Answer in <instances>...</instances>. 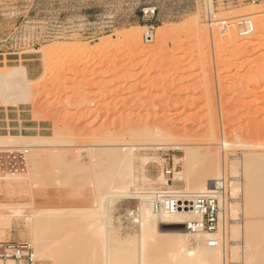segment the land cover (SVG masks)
Listing matches in <instances>:
<instances>
[{"label":"rangeland","instance_id":"obj_1","mask_svg":"<svg viewBox=\"0 0 264 264\" xmlns=\"http://www.w3.org/2000/svg\"><path fill=\"white\" fill-rule=\"evenodd\" d=\"M243 20L254 23L250 35L240 34ZM19 66L26 100L16 105L0 91V108L11 110L10 124L0 121V142L13 137L19 145L0 148V241L28 242L36 254L32 222L44 210L43 238L60 253L62 218L71 225V216H82L72 226L86 233L84 217L108 190L110 173L122 169L109 154L130 147L133 186L168 191L186 189L174 173L194 171L190 150L218 158L212 173L230 183L226 220L234 241L226 264H264V0H0V71ZM247 160L259 176L255 190L245 185ZM231 182L243 186L238 199ZM139 207L137 198L112 203L121 263L137 261ZM234 225L252 229L248 259L235 256L242 237L232 236ZM158 229L175 235L187 227L161 222Z\"/></svg>","mask_w":264,"mask_h":264},{"label":"bare ground","instance_id":"obj_2","mask_svg":"<svg viewBox=\"0 0 264 264\" xmlns=\"http://www.w3.org/2000/svg\"><path fill=\"white\" fill-rule=\"evenodd\" d=\"M148 36L152 37V35L150 34H148ZM166 37L167 36H163L164 39ZM27 82L28 81L26 79V69L24 66L16 67L13 70L11 69V70L0 71V91L2 94L4 93H8V95L13 94L14 97L11 100V102L15 103L16 105H19L20 103L24 102L27 98L21 96L25 93L28 94ZM9 99L10 97L7 98L4 97L3 102L6 104L9 103L10 101ZM2 138H6V137L2 136ZM11 139H4L3 141H1L0 148L18 147L19 145L14 144L13 143L14 141H12ZM222 145L224 146L225 149L226 146L228 147L230 144L227 140L223 139ZM34 147L38 148L41 147V145ZM187 149L188 148H186V150ZM36 150L38 151V149ZM126 151H128L129 153H124V152L122 154L121 152L120 154L119 152H117L118 154L111 153L113 154L112 156L111 154H109L110 160L119 163L118 166L119 168H122L120 169L122 172L118 170L120 174L118 171L110 173L111 184H108L109 187L108 185H106L108 190L106 189H104V191L101 190L102 193L100 192L101 194L99 195L98 198L99 199L98 206L91 209L94 211L93 213L89 209L92 215H90L89 217H84L86 218L85 219L86 222L84 223V225L87 226L86 229L87 231H85L86 233H83L82 235L80 232V228H75L72 226V225L76 226V222H79L78 220L80 219L83 220L82 216L79 217L80 219L77 217V214L75 218L71 216L70 218H72V222L75 223L72 224L70 222L71 225H68L67 223L69 216H67V219L62 218L67 221L65 223L67 227L65 225L66 228H62L64 227V225H62L64 223L61 222L62 225L61 228L65 229V233L61 238L60 245L58 246L60 253L52 252L43 238L46 230L48 229V220L47 217H45L47 215L46 212L44 210L35 211V216H34L35 220L34 222H32V228L34 231L33 233L35 234V243L37 246V252L36 254L33 255V258L35 256L39 260L40 258L50 256L53 261L52 264H226L227 256H228V248L229 246H232L231 243L232 241H234L232 240L233 238L230 239V235L228 234L229 232H228V225L226 220V215H227L226 200L228 195L227 193L229 190L228 186L230 185V183L228 182L226 174L222 172L221 173L218 172L215 173V175H213L212 173V170L214 169L213 166L218 163L217 160L218 158L216 160H214L215 158L214 159L210 157L208 158L209 155H207L206 157L207 153H205V156H203L204 154L203 153L202 154L203 157H200L198 156L199 155L198 152H196V154L198 153V155H195V153L191 155V153H189L190 150L186 151L188 153V157L191 158L193 161V164L195 166L194 171L192 170V173L191 171H188L189 173L187 172L185 175H183L182 171L179 170L178 171L176 170L174 173V175L176 174L175 178H183L187 182L188 185L186 189L183 190L172 189L168 191H143L133 186L132 162H131L132 156L130 154L132 152H130V147ZM148 159L150 160V158H145L143 161L146 162L148 161ZM37 163L36 165L40 164ZM191 163L192 162L190 161V165ZM249 163L250 162H248V160L241 162L242 166L245 167L247 171V175L248 173L250 175L248 179L245 178V183L247 180V183L245 185L248 187V189L255 190L259 176H257L254 173H252V175L250 174V172H252L253 169H252V164ZM33 166L35 168L37 167L35 166L34 163ZM40 166L41 165H38V167ZM237 171L240 172V169H237ZM242 171L244 172V170ZM140 172L142 173L143 178H145L144 177L145 168H143ZM191 180L196 181V183L199 182L200 184L197 186L195 185V187H191ZM163 181L168 183L165 178H163ZM240 182L238 183L231 182L232 183L231 186L233 188L231 194H233L232 195L233 199L240 198L237 196L238 195L237 192L240 191L242 193L244 191L243 186H240L242 185L240 184ZM106 186L104 187L106 188ZM213 189H216V191L218 192L220 203L222 204L219 230L217 233L213 235L218 241V245L210 246L209 244L210 235L208 233L205 232V234H207L205 236L202 234V232L204 231H192L187 226L185 233H180L175 235L174 234L164 235V233H161V231L158 229V225L161 222L173 223V224H185L186 222L199 220L201 218V215L196 213L191 208L174 210L172 212H166V211L157 212L154 208V201L163 200L164 196H166L167 193L172 195L173 198L179 201H187V200H191V198L197 194L203 192H209ZM252 196H253V192H252ZM118 198H137L140 201L139 238H138L139 251L137 254L136 262H130V263L119 262L118 260L119 257H121L125 253L123 250L117 249L112 245L113 226H112L111 208H112L113 200ZM240 204L242 205L240 207H243V205H247L246 201L244 204V199H242V202ZM46 211L49 212L51 210H46ZM42 212H44L46 215L43 216L44 213ZM73 218L76 219V221H74ZM58 220L59 217L55 218V221ZM81 223L83 224V221ZM79 225L81 226V224ZM259 225H260L259 228H257V224L255 226L257 229H259L257 230L258 234L261 233L260 231H263L261 230L263 227V226L261 227L262 224L259 223ZM239 226L234 225V227H232L231 230L233 237L236 238L238 236L242 237V241H241L242 246H240L242 250L238 251L239 254L236 253L235 256L237 255L240 256L241 254V257L243 259L246 258L248 259L252 257V252H253V248H251V245L249 244L250 241L248 240V238H250V236L253 235L251 231L252 229L248 228L247 230H245L243 225L242 227ZM252 228L254 227L252 226ZM162 246L163 248L165 246L167 248L168 246V249L166 251L167 253L162 252L165 251L162 249ZM173 246L175 249H170ZM231 248L234 249V247ZM235 252L233 251V253ZM127 254H131V252ZM128 257L130 258L129 255ZM258 257L261 258L260 255ZM9 260L15 261L13 259H9ZM42 264H49V263L42 262Z\"/></svg>","mask_w":264,"mask_h":264},{"label":"built area","instance_id":"obj_3","mask_svg":"<svg viewBox=\"0 0 264 264\" xmlns=\"http://www.w3.org/2000/svg\"><path fill=\"white\" fill-rule=\"evenodd\" d=\"M239 25L241 35L247 36L254 31L252 20H243L239 22ZM20 151V157L22 158L20 164L25 165V153L28 150ZM154 208L157 212H172L174 210L191 208L200 214L201 218L196 221L186 222L185 225L192 231H204L208 233L210 235V246L218 245V241L213 235L219 230L222 204L220 203L216 189L197 194L187 201H179L167 193L163 200L154 201ZM33 255L34 248L28 242L12 239L0 241V260L13 259L17 264H35Z\"/></svg>","mask_w":264,"mask_h":264},{"label":"crops","instance_id":"obj_4","mask_svg":"<svg viewBox=\"0 0 264 264\" xmlns=\"http://www.w3.org/2000/svg\"><path fill=\"white\" fill-rule=\"evenodd\" d=\"M9 111L11 110L7 109V107L1 106L0 113L2 117L0 118V121L4 122L3 124H7V125L10 124L11 119L9 118Z\"/></svg>","mask_w":264,"mask_h":264}]
</instances>
